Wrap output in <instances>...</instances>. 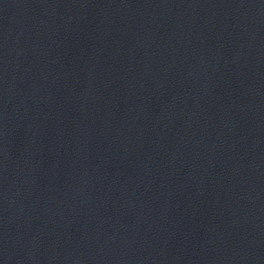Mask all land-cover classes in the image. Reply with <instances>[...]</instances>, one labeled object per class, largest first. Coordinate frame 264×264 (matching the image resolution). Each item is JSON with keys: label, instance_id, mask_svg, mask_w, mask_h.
Returning <instances> with one entry per match:
<instances>
[{"label": "water", "instance_id": "1", "mask_svg": "<svg viewBox=\"0 0 264 264\" xmlns=\"http://www.w3.org/2000/svg\"><path fill=\"white\" fill-rule=\"evenodd\" d=\"M45 264H264V52L162 139Z\"/></svg>", "mask_w": 264, "mask_h": 264}]
</instances>
